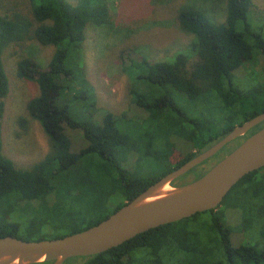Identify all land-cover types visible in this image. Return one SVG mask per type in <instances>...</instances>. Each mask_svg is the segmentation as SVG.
I'll list each match as a JSON object with an SVG mask.
<instances>
[{
	"label": "trees",
	"instance_id": "trees-1",
	"mask_svg": "<svg viewBox=\"0 0 264 264\" xmlns=\"http://www.w3.org/2000/svg\"><path fill=\"white\" fill-rule=\"evenodd\" d=\"M253 5V0H227V16L221 23L199 7L185 6L178 12V20L183 30L195 36L193 56L181 52L173 60L157 62L143 57L129 66L130 92L146 112L137 123L146 124L147 130L152 128L150 138H146L121 128L112 112L105 111L98 118L96 92L78 61L88 24L102 25L109 19L105 0H33L31 16L21 11L4 12L0 2V237L45 240L90 228L216 144L236 126L263 113L264 82L242 89L233 80L234 70L256 53L264 55V37L248 21ZM30 38L56 47L46 69L30 56H22L17 64L20 78L35 80L39 85L40 92L29 100L27 109L46 133L49 151L30 167H18L2 150L4 98L9 92L2 52L9 44ZM71 56L77 59L74 68L67 66ZM75 81H80L84 90L74 99L89 100L88 116L80 120L72 115L70 98L64 93ZM170 87L194 104V113L182 109ZM263 126L264 122L233 140L236 145H227L194 167L199 168L195 178ZM67 127L79 129L86 139L80 150L72 148ZM174 136L192 143L194 150L176 159L170 145ZM131 150L137 151L139 159L152 160L161 170L142 175L138 167L130 169L125 161ZM212 158L216 162L209 165ZM258 170L245 175L214 209L151 228L107 251L73 262L163 264V257L176 246L186 254L179 264L264 263V247L233 244L232 228L221 208L226 203L241 209L248 221L243 228H258L264 238V182L254 178ZM205 212L210 213L209 218L196 222L205 229L202 234L192 228L191 222ZM215 251L221 256L211 262Z\"/></svg>",
	"mask_w": 264,
	"mask_h": 264
},
{
	"label": "rangeland",
	"instance_id": "rangeland-1",
	"mask_svg": "<svg viewBox=\"0 0 264 264\" xmlns=\"http://www.w3.org/2000/svg\"><path fill=\"white\" fill-rule=\"evenodd\" d=\"M70 1L76 3L78 0ZM105 1L109 7V19L102 25L88 24L86 39L78 61L96 92L98 118H101L105 111L112 112L119 119L121 128L135 137L150 138L152 128L147 130L146 124L143 126L142 123H137V120L140 121L146 116V112L134 102L130 92L132 80L129 66L133 62L141 61L143 57L150 62H157L173 60L181 52L193 56L192 44L195 36L182 29L178 12L185 6L199 7L213 21L221 23L227 16V0ZM253 1L254 5L250 8L248 21L252 28L264 37V0ZM0 2L4 12L12 14L15 11H21L31 16L33 0H0ZM55 49L54 45L45 46L36 39L30 38L20 43L9 44L2 52V60L9 81V92L4 98L2 150L18 167H30L41 160L49 151V142L40 122L33 119L27 109L29 100L39 94V85L35 80L20 78L17 64L22 56H30L46 69ZM75 64L77 59L74 60L72 56L68 58L67 66L74 68ZM233 80L242 89H250L258 82H264V55L256 53L251 61L244 62L234 70ZM83 90L84 86L80 81H75L69 90L67 88L64 90L65 95L70 98L71 113L78 120L88 116L89 100L83 97L74 99V95L82 94ZM169 90L182 109L191 113L195 112L194 104L183 94L171 87ZM66 130L74 150L78 151L86 145V139L79 129L67 127ZM170 142L172 155L176 159L194 150L192 143L179 136H174ZM236 143L237 141L230 142L228 146H234ZM126 156L127 167L130 169L138 167L142 175L156 174L161 170L152 160L145 157L139 159L136 150L129 151ZM215 162L216 159L212 158L209 165ZM192 170L193 172L189 171L171 182L169 187L195 179V173L199 171V168ZM254 178L264 182V167L258 170ZM221 208L226 211L228 224L232 228L233 244L236 246L258 244L260 248L264 247V238L258 228H243L248 221L245 220L241 209L226 203ZM209 215L208 212L201 213L196 221L191 222L192 228L204 234L205 229L202 226L199 227L196 222L208 219ZM208 246L213 247V243H209ZM220 256L221 253L215 251L210 261H215ZM77 258L71 257L64 264H81L82 259L73 262ZM182 258H186V254L180 253L175 246L171 254L167 253L163 257V264H179ZM35 264H44V262Z\"/></svg>",
	"mask_w": 264,
	"mask_h": 264
},
{
	"label": "water",
	"instance_id": "water-1",
	"mask_svg": "<svg viewBox=\"0 0 264 264\" xmlns=\"http://www.w3.org/2000/svg\"><path fill=\"white\" fill-rule=\"evenodd\" d=\"M262 122L264 112L236 126L216 144L90 228L45 240H26L14 235L0 237V264H64L71 257L102 253L151 228L218 207L245 175L264 167V126L201 177L177 186L169 187V184Z\"/></svg>",
	"mask_w": 264,
	"mask_h": 264
}]
</instances>
